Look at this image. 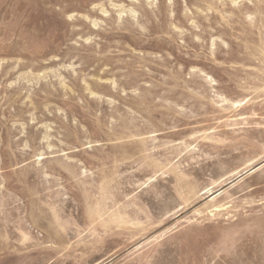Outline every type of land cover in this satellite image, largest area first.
<instances>
[{
    "label": "rangeland",
    "instance_id": "374dc122",
    "mask_svg": "<svg viewBox=\"0 0 264 264\" xmlns=\"http://www.w3.org/2000/svg\"><path fill=\"white\" fill-rule=\"evenodd\" d=\"M0 264H264V0H0Z\"/></svg>",
    "mask_w": 264,
    "mask_h": 264
}]
</instances>
